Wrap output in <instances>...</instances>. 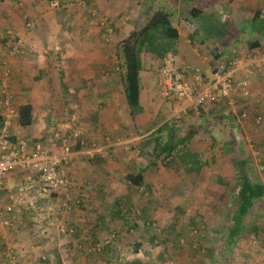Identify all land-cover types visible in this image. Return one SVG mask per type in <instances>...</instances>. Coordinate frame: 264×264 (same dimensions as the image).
<instances>
[{"label":"rangeland","instance_id":"374dc122","mask_svg":"<svg viewBox=\"0 0 264 264\" xmlns=\"http://www.w3.org/2000/svg\"><path fill=\"white\" fill-rule=\"evenodd\" d=\"M100 1L101 2H98L97 5H89L92 3L91 0H15L14 7V3H9V0H0V8L2 6L4 7V10H1L3 14H6V10L9 8L10 12H15L17 16L21 17L22 22L24 21L25 23L28 21H25L24 16L30 12L32 13L33 18L38 16L40 13L45 12L56 15L61 14L60 16L62 17V21H70L72 20L71 16L75 14H81L82 9H87V11H89L93 17H97V20L99 19L101 21L103 19H107V26L112 29L110 34L105 32V30L99 24L100 22H98V25H96L100 30H103L101 31L104 33V41L106 42V46H108L110 51L109 55L112 60V71L110 70L109 74L120 75V71H117L116 68H119V63H122V60L117 55L116 47L119 40L125 38L129 34L128 25H133L134 23V27H138L136 21H127L126 16L129 14L133 16L135 20V18L138 17L137 13L141 12L139 20L140 22H143V16L145 15L146 10L147 13L149 12L148 16H151L155 9H157L156 7L159 5L158 2L163 1V3H165V1L172 2L173 0H144L147 3L146 5H136L133 3L134 8H136V10L132 11L133 13L130 12L132 7H129L127 13H118L120 7H118L119 2H114L116 0ZM55 2L58 3V6L53 8L52 3ZM72 9L73 12H71ZM188 9L189 7H186L184 4L174 7V12L176 13L171 18L172 25L179 30L185 29V27H188L187 25L191 27L192 32L198 30L200 35H195L194 43L204 41V45L207 48H203V46L202 48H199L203 53L207 54V51L209 53L211 49L214 47H220V45L221 47L225 48L227 44L231 42L234 43L235 39L240 41L246 40V42H249L250 40H262L261 38L257 37V35H253V31L249 29L247 24H243L242 30L235 31L234 29H237L235 25H239L238 23L234 21H224V23H220L219 20L214 19L213 16L215 13L213 11L198 19H192L188 14ZM166 11L168 10L166 9ZM174 12H172V14ZM146 21L144 20L142 25H144ZM66 26L67 25H65L63 30H68V28L70 30V26L68 25V28ZM64 33L66 32L64 31ZM66 34L68 35V32ZM62 37V33L59 32V34L56 35L54 43ZM217 49L220 50V48ZM144 57L145 58L143 59L142 68H144V70H148L151 73L152 81H154L155 85L160 64L153 61L147 55H144ZM181 58H184V55ZM144 78L145 77L141 78V83H143ZM17 90L19 92L15 93L13 86H10L9 84V91H11L12 95L20 104L24 102L25 96H23L21 87L17 88ZM51 96H53L51 99L53 100L55 96L53 94H51ZM65 104L66 103H64L65 109L69 112V107ZM56 106L57 103L50 102L49 107H51L52 110H56ZM126 107L127 106H125V108ZM44 114L49 117L41 124L45 125L46 123V125L49 127V135H52L51 137L53 140L49 139V137L41 138V136L46 137L47 134L44 129H42L43 135L38 133L40 132L41 124L37 123H35L33 127L26 129L15 126L13 133L19 137H22V139L29 141V145H34L33 143L39 142L44 143L45 146L53 144V142H56L58 137V134H55L54 131L55 123L61 119V116L55 118V116H51L46 113ZM136 116H138V112L134 111L133 117H128L126 120L128 123L132 122V127H136L138 124ZM197 120L198 119L196 117L194 121ZM219 120L223 119H212L213 122H208V125L206 126L208 127V132L206 130V132L201 133V136L194 138L197 140V144L200 145V147H203V145L209 143V138L212 136L216 137L217 141H220V143L224 139L227 140L229 138L227 136L221 135L217 131V127H212L211 129L209 128L213 125H218ZM241 120L242 119L239 118L241 124H244V122ZM77 121L80 123L77 124ZM155 121V124L158 125L162 123L163 120L158 121L157 119ZM224 121L228 123L227 119H224ZM81 123L82 121L80 119H75L74 124H76V127H74V125H72V127L76 128V131H80L83 127ZM189 123L190 122L188 120H183V128L186 127V125H189ZM200 123L201 122H199V127L203 128L204 124L200 125ZM190 125L198 124L195 122L194 124ZM253 126L256 127L255 124H253ZM151 127L152 129L154 128L152 125ZM258 127L264 128L263 123L257 126V128ZM58 129L60 130V128ZM131 132L132 135L128 134L126 136L127 140L125 141L134 138V141L137 142V144L144 138V136H148L152 133H148V131H143L136 128H133ZM136 133L139 134V139L135 137ZM84 134L86 133H83V135ZM236 134L238 137V145H242L244 147L243 152L241 151L242 149L238 148L240 157H250L252 162H255L253 167L257 171V179L261 183L264 181V155H262L261 150H257L259 146H256L252 141V137L255 135L251 136L249 141V139H246L244 135L239 134L238 132H236ZM221 138H223V140ZM124 139L126 138L124 137ZM214 153H217V151L212 150L211 154H204V152L202 153L203 157L207 161V165L212 164L215 168H219L221 174L219 173L218 175H223L222 173H233L231 168H229L227 157L222 153H218V157H215ZM105 154V164L99 165L98 162H95L94 164H88L85 162L82 164L86 158H82L80 156L78 163H75L77 165V169L75 170L74 166H72L73 168L70 167L67 170L70 178L72 175L77 176V178L81 177L83 179V188L86 189L84 191L89 192L87 199L83 200L82 202L84 208H77L71 213H61L62 211L60 212L58 208L60 204L56 201L64 197L55 199V213L52 214V218L47 220V223L42 222L45 227L35 230L40 231V233H37L38 235L36 236H34L35 232L32 234L31 231H29L30 237L32 236L35 240L37 239L36 241H38V239H42L43 244H38L36 242L35 245L31 246V249L34 248V252H31L30 256H27V259L24 260L23 256L19 257L18 254L11 250L9 244L5 240L4 244H0V264H44V260H49L50 264H53L55 259V252H53L54 248H57V253L59 256H61L65 264L226 263L224 257H221L220 253L224 243L220 241L221 235L216 233L215 230L223 224L226 212L219 204L208 197L206 192L203 190V186L206 184L207 180L209 179V182H211L214 178V175H211L209 168L203 171L204 175H202V179L199 182H185L183 185H176L175 181H173L170 177H167V171L164 168V165H161L152 176L147 177L146 179H148V181L146 184L148 183L147 185L150 187L152 186L151 188L154 191V196L159 201V203L162 204V207H159L158 209L159 213L153 218L155 223L150 226L147 224H142V222L138 220V218H142L141 215L140 217H136L134 215V213L137 214L140 212V209L145 204L142 199L143 193H140L142 188H138L127 182L126 172L127 167L130 164L120 166L119 160V158H124L130 154L128 159L133 161L128 160L129 163H135L136 166V162L146 165L149 162V160L146 159V155L142 152L136 154V152H134L132 149L125 150L123 146H117L111 154L107 150ZM166 168L169 167L166 165ZM151 177L153 180L150 182ZM231 183L229 186H227L228 190L231 189ZM12 184H14L13 181ZM191 184L193 185V190L188 188L189 186L191 187ZM62 201L63 200L60 202ZM260 203L261 202L256 204L252 209V212H250L246 222L247 226L242 229L236 238L233 239V243L231 244V249L229 251V256L232 255V259L231 262H227V264H264V243L262 245L259 244V241L264 238V235H261V232L264 233V212L262 213L260 210ZM127 206L132 208L130 215L127 214ZM171 208H178L182 210V216L184 220H179V229L186 227L188 232L187 234L192 236V238H187L183 243L180 244H177V241L176 243L174 242V232L172 233V230L171 233H167L162 232L159 228L161 227L160 224L163 223L171 225L172 215L175 213L173 210H171ZM135 221H137L135 223L137 228L129 226ZM146 223H148V221H146ZM254 227L256 228L253 229ZM5 230L6 228L0 225V241L3 240L1 237L4 235ZM41 231L45 232L41 233ZM70 231L72 233H70ZM142 231L147 233V237L145 239L141 238ZM149 231H151V233H149ZM90 234L93 235V238L88 240L89 238H87V236ZM43 235H46V237H43ZM151 235L154 238H151ZM113 237L114 240H112ZM21 239H24V237L22 236ZM77 239H81L80 247L78 245H72L73 242L76 244ZM91 240L98 241L96 248L102 249V247L108 243L109 246H113L111 249L112 253L107 254V256H103V258L105 257L106 259L105 261L99 260V255L92 252V248L89 247ZM81 242H84L85 244L82 245ZM65 243H69L66 245L70 246L64 247L63 244ZM137 245L139 246L137 247ZM162 253H164V256L159 258Z\"/></svg>","mask_w":264,"mask_h":264},{"label":"crops","instance_id":"0c3cea01","mask_svg":"<svg viewBox=\"0 0 264 264\" xmlns=\"http://www.w3.org/2000/svg\"><path fill=\"white\" fill-rule=\"evenodd\" d=\"M143 1L144 0H116L114 2H119L118 7H120V10L118 13H127L129 7H132L130 12L133 13L132 11L136 10L133 3L136 5L146 3ZM177 1L178 4L183 3L184 5H188V0ZM91 2L92 3L89 5H97L98 2L101 1L91 0ZM9 3H14L15 7V0H9ZM167 3H169L167 4L168 6L171 4V2ZM2 9L4 10L3 6L0 8V79H3V81L5 80L8 86L9 84L13 86L15 93L19 92L17 88H22L25 100L20 104L29 103L32 105L34 112H36L38 116L35 123L41 124L49 117L44 113L55 116V118L61 116V119L55 123L54 131L56 134L57 127L60 129L74 128L76 127L74 120L80 119L83 125L82 129L85 130L86 133L88 132L85 135V138H88L86 140L87 142L84 141V147L86 149L91 150V152L94 151L95 154L97 151L100 153V151L108 149L111 146L119 145L120 143L117 144L112 141L114 137L123 130L120 122L122 121L121 117L123 114L127 113V107L125 108V96L118 82L121 75L109 74L110 70L112 71V60L109 55L110 51L108 46H106V42L104 41L103 30L101 29V31L97 26L100 20H97L96 16L93 17L87 9H82L81 14L71 16L72 20L70 21H62L61 14L56 15L45 13L44 11V13H40L33 18L30 12L24 16L25 21H28L25 23L24 21L22 22L21 17L17 16L15 12H10L9 8H7L6 14L1 12ZM71 12H73V9ZM216 12L219 14V17L221 16L223 21H234L238 23L239 25H235V27L237 30H241L243 29V24L250 21L256 12L260 14L261 21L264 23V0H225L220 4ZM137 14L138 17L135 18V20L133 16L129 14L126 17L127 21H136L137 26H140L139 19L141 12ZM65 25H69L70 30L67 26L68 30H63ZM134 28V23L133 25H128V33ZM185 29L179 30L177 28L179 33V42L177 43L179 55H181L180 57L184 55V58H182L184 61L200 67L206 79H210L208 64L201 57L202 54L199 48H197L195 44H189L192 29L190 26L189 28L185 27ZM64 31L66 33L68 32V35L64 33ZM59 32L62 33L63 37L54 43L56 35H58ZM261 32L262 35H264V25L262 29H257L256 35H259ZM249 42H252V40ZM257 42H260V44L256 48H249V44L246 40L234 42V44L228 45L225 48L220 45V52H223L221 55L234 57L258 56L264 53V38L261 41L257 40ZM208 56L211 58L210 65L212 66V56L210 54ZM140 77L145 78L143 83H141L140 103L142 112L137 117L138 124L136 127L139 129L147 128L149 125H154L153 122L155 120H163L162 123L156 125L150 131L153 132L165 122L171 121V104L163 103L160 100L157 90H155L151 73L148 70H144L143 68L140 72ZM236 78L245 79L248 82L246 95L238 100L239 110L247 109L252 114L256 113L262 116L261 123L264 125V69L262 71L253 69L250 72H239ZM51 94L55 96L53 100H51L53 97ZM50 102L57 103L55 107L56 110H52L51 107H49ZM64 103L69 107V112L66 111ZM20 104L14 97V107L20 106ZM196 117L197 116H183L182 119H189L190 123L194 124L197 122L198 125L199 122H201L200 125L204 124L203 128H206L207 132L208 127L206 126L208 122H213L212 119H223L218 121V125H213L209 128L217 127V131L221 135L227 136L230 139L233 138L236 146L238 145L236 132L244 135L249 141L250 137L255 135L252 137V141L256 146L260 143L264 144L263 127L257 128V125L254 127L253 124H255V122L252 117L247 120H241L244 122V124H241L239 116L230 115L228 108L223 105L217 108L208 106L205 112H202L200 117H197L198 120L194 121ZM89 118L90 121H88ZM224 119H227L228 123L224 121ZM91 120H95L96 122H92ZM79 123L80 122L77 121V124ZM93 123H95V125ZM71 125H74V127H71ZM42 129H44L47 136H41V138L49 137V127L46 123L45 125L41 124L40 132H38L41 135H43ZM138 135V133L135 135L137 139H139ZM221 139L223 140V138ZM209 140V143L200 147V145L197 144V140L194 139L192 140V146L200 155L203 152L204 154H211V151L215 150L217 151V153H214L215 157H218V153L221 154L220 144L227 140L224 139L220 143L214 136L210 137ZM128 141L134 142V138ZM238 146L239 149H244L242 145ZM85 148L81 150V154L78 156L87 155V150ZM94 154H89V157L93 158ZM202 160L206 161L205 158ZM85 162H87V159H85L82 164ZM87 163L90 164L89 162ZM73 166L76 170L77 165L75 164ZM71 178L74 179L76 183L83 184V179L81 177L77 178V176L72 175ZM146 178L147 177L144 178V181L147 182L148 179ZM151 180H153L152 177L150 178V182ZM261 183L264 185V181ZM86 192L85 195L87 196L89 192ZM77 193L78 190H71L72 196ZM259 202H261L260 210L263 213L264 199ZM259 202L257 204H259ZM41 213L42 210H39L37 217L39 216L38 214ZM28 215L32 216L33 214L31 212H26L21 219H15L13 225L10 228H6L4 235L1 237L3 240L0 241V244H4L6 240L11 250L18 254L19 257L23 256L24 260L27 259V256H30L31 252H34V248L31 249V246L35 245L36 242L38 244H43L42 239L36 241L37 239L35 240L32 236L30 237L29 230L31 229L32 234L35 232L34 236H36L40 231L35 230L45 227L42 225H35L34 223L33 225L30 224L32 228L27 226L28 221L25 219H29L27 217ZM43 232L45 231H41V233ZM261 235H264V233L261 232ZM22 236L24 239H21ZM43 237H46V235H43ZM80 241L81 239H77L76 244L73 242L72 245H78L80 247ZM81 243L82 245L85 244L84 242ZM263 243L264 238L259 241L260 245ZM66 244L69 243H65L63 246H70Z\"/></svg>","mask_w":264,"mask_h":264},{"label":"trees","instance_id":"16d2710c","mask_svg":"<svg viewBox=\"0 0 264 264\" xmlns=\"http://www.w3.org/2000/svg\"><path fill=\"white\" fill-rule=\"evenodd\" d=\"M225 0H188L187 3L189 5L188 14L190 18L192 19H198L211 11L215 13L213 16L215 20H219L220 23H224V21L221 20V17H219V14L216 12L218 10V7L220 4H222ZM159 5L156 7L154 13L151 16H148L149 12L147 13V10L145 11L144 20L146 23L142 25L144 22H140V26L137 28H134L125 39H121L118 42V45L116 47L117 55L122 60V63H119V71L121 76L118 79L119 84L121 85L122 92L125 96V102L127 106V113L123 114L121 126L123 127L122 132H120L116 137H114V140L112 142L117 143L119 145H114L109 147L107 150L111 154L112 151L116 149V147L123 146L125 150H133L138 153H144L146 155V159L149 160V162L146 165L135 163H129V161H133L131 159H128L130 154L127 155L124 158H119L120 160V166H125L126 164L129 165L127 167V175L126 180L130 184L142 188L140 193L142 194V199L144 201V206L140 209L141 211L137 214L134 213V215L137 217L141 215V219L138 218L139 221L142 222V224L147 225H153L155 221L153 218L155 215H157L159 207H162V204L159 203V201L154 196L153 189L146 184V181H144L145 177H148L150 175H153L154 172L157 171V169L164 165V168L166 169L167 177H170L173 181H175L176 185H183L185 182H199L202 179V175H204V170H207L209 168L211 175H214L213 181L209 182L208 179L206 184L203 186V190L206 192L207 196L210 197L213 201H215L217 204H219L223 210H225L226 215L224 222L221 226L216 228V233L220 234V241L223 242L222 248H221V257H224L226 264L227 262H231V257L229 256V251L231 249V244L234 238L247 226V218L252 212V209L255 207V205L264 199V185L260 183L257 179L258 174L257 171L253 167L252 159L249 157L243 158L240 157V152L238 153L239 146L235 144L234 139L228 138L227 141H223L221 146V153L227 157L229 168H231V171L233 173H222L223 175H218L220 173L219 168H215L212 164L207 165V161H203L204 158L203 155L199 154L198 151L195 150V148L192 146V140L194 138H197L201 136V133L206 132V128L202 129L199 127V125H190L192 123H189V125H186V127L183 128L182 122L185 119H181L178 121H174L171 119L170 122H165L163 125L158 127L155 131H153L150 135L144 136V138L137 144V142H129L125 141L127 140V135L132 134L133 128L139 129L137 127H132V122L128 123L126 122L127 118L133 117V112L137 111L138 115L142 112L140 98H141V78H140V72L143 69V59L145 58L144 55L149 56L153 61L156 63H159V70L162 66V61L165 58V56L169 53H171L173 56L180 57L178 50H177V43L179 42V33L176 27L172 25L171 18L174 16L176 12H174V7L178 4L177 0H173L171 4L168 6L167 1L163 3V1L158 2ZM147 3H144L146 5ZM186 5V7H188ZM168 6V7H167ZM170 7V8H169ZM173 8V9H172ZM166 9L168 11H166ZM172 12H174L172 14ZM260 18V14L256 12L254 14V17L248 21L245 22L247 26H249V29L253 31V35L257 34V29H262V26L264 23H262ZM189 27V25H187ZM237 31V29H234ZM242 30V29H241ZM195 35H200L198 30H195L191 33V38H189V44L194 45L197 48H207L204 45V41H201L199 43H194V37ZM257 37L263 39L264 35H262V32L257 35ZM240 40H236L235 42H239ZM234 43H229L228 45H232ZM249 48H256L260 44V42L252 41L248 42ZM220 47H214L211 49L207 54L212 56V63L216 61L222 60L223 56L221 55L223 52H220L221 49H217ZM232 53V52H231ZM214 55V56H213ZM215 58V59H214ZM158 70V74H159ZM7 74V73H6ZM3 79H0V90H1V83ZM155 89L158 90L159 95V80L158 77L155 82ZM11 92V91H10ZM12 94V93H11ZM13 96V95H12ZM160 98V97H159ZM14 100V96H13ZM161 100V98H160ZM162 101V100H161ZM163 103L169 104L167 102L162 101ZM70 104V103H68ZM214 108H217L220 105H208ZM204 108L199 112L198 115L189 114L187 116H199L201 113L205 112L207 107ZM15 110L17 112V119L14 121V125L18 128H30L33 126V124L36 122L38 116L37 113L34 112L33 107L31 104H20V106H15ZM138 116H136V119ZM88 119V118H87ZM228 119V116H227ZM189 121V119H186ZM207 120V119H206ZM90 121V118L89 120ZM92 122H96L95 120H91ZM2 122V118L0 117V124ZM156 121L153 122L155 127ZM95 125V123H93ZM128 126V127H126ZM135 126V125H133ZM72 127V125H71ZM97 128V127H96ZM143 131L150 132L152 130V127L149 125L147 128L141 129ZM56 131L58 134V137L56 139V142H53V144H49L48 146L44 145V143H33L34 145H29L30 148H33L35 145L39 144L42 147H45L48 150H51L54 153L60 152L61 148L66 145L70 152L74 155H76L71 161L63 162V166L68 170L70 167H72L75 163H78V159L81 154V150H84V143L87 142L86 140L88 138H85V135L87 134L85 130L81 129L80 131H76V128H70V129H58L56 128ZM94 132V130H93ZM83 133H86L83 135ZM146 133V132H145ZM143 134V133H142ZM181 134V135H180ZM52 135H49V139L53 140ZM124 137L126 139H124ZM116 138V139H115ZM121 138V139H118ZM85 141V142H84ZM29 144V141H27ZM111 142V143H112ZM31 143V142H30ZM257 148V150H261L262 155H264V144L260 143ZM80 147V148H79ZM79 148V149H78ZM122 148V147H121ZM86 149V148H85ZM87 150V155L81 156L82 158H86L87 162L90 164H94L95 162H98L99 165L105 164L106 159L104 158L106 156L104 150L103 152L100 151V153H95L94 151L91 152V150ZM243 152V149L241 150ZM51 152V153H52ZM103 153V154H102ZM89 154H94L93 158L89 157ZM262 157V156H260ZM118 160V159H117ZM129 160V161H128ZM260 162V161H259ZM133 164V165H132ZM139 164V165H138ZM166 165L169 168H166ZM132 166V167H130ZM136 170V173H135ZM221 174V173H220ZM209 177V173H208ZM232 182V183H231ZM231 183V189L228 190L227 186H229ZM75 182L74 179L71 178V187L69 188V191L66 193L67 196L71 198H78L81 200L80 205H78L77 208H84L83 207V200H86L88 195L86 196L83 188V184H79ZM77 185V186H76ZM76 186V187H72ZM186 186V185H185ZM187 187V186H186ZM78 190L77 194H74V196L71 195L72 189ZM189 189L193 190V185L191 184V187H188ZM230 191V192H229ZM59 197H57L58 199ZM56 199V196L54 197V200ZM77 208H73L72 211H74ZM127 214L130 215L132 208L130 206H127ZM181 208V207H180ZM39 210H42L41 214L37 213ZM174 215H172L171 225H168L167 223L160 224L161 227L160 230L162 232L167 233H173V237L178 242L177 244L183 243L187 238H192V236H189L187 233V228L183 227L179 229V220H184L182 216V210L176 208L172 209ZM71 211V212H72ZM31 212L33 215H28V220L25 219L27 222V226L30 228L33 225H43V223H47V220L51 217H47V211H46V205L43 204L38 208V210L34 211H27ZM61 212V211H60ZM70 212V213H71ZM26 213V212H25ZM25 213L20 217H12L9 221L11 223V226L15 222V219H21ZM63 213V212H61ZM36 215V217H35ZM126 216V215H125ZM35 217V218H33ZM124 217V215H123ZM32 220H31V219ZM147 218V219H146ZM148 221V223H146ZM137 221L134 223L132 222V227L137 228V225H135ZM0 225H2L5 228H10L11 226H6L3 224V222L0 221ZM44 226V225H43ZM193 226V224H192ZM190 226V227H192ZM44 228V227H43ZM54 228V227H53ZM254 227L253 229H255ZM133 229V228H132ZM31 231V229L29 230ZM226 231V232H225ZM32 233V231H31ZM70 233H72L70 231ZM151 233V231H149ZM117 234V233H116ZM147 237V233L142 231L141 232V238L145 239ZM89 238L88 240L93 238V235L87 236ZM151 238H154L151 235ZM111 240V239H110ZM114 240V237L113 239ZM153 240V239H151ZM111 242V241H109ZM98 241L91 240V243H89V247L92 248V252L99 255V260H106L105 257L107 254L112 253L113 246H109V243L107 245H104L101 248H96ZM165 245V244H164ZM139 245H137L138 247ZM165 248V246H164ZM200 248V247H199ZM57 248L53 249V252H55V259L53 264H65L61 256L57 253ZM166 249V248H165ZM164 256V253L161 254V257ZM93 258V256H92ZM43 263V262H42ZM44 264H50L49 260H44ZM71 264H78V263H71ZM81 264V263H80Z\"/></svg>","mask_w":264,"mask_h":264},{"label":"built area","instance_id":"2783aa9c","mask_svg":"<svg viewBox=\"0 0 264 264\" xmlns=\"http://www.w3.org/2000/svg\"><path fill=\"white\" fill-rule=\"evenodd\" d=\"M58 3H52L56 8ZM107 33L112 29L107 20L100 21ZM200 50V49H199ZM203 60L208 64L210 79H206L200 67L191 65L181 57L167 54L159 70V97L171 104L174 121L189 114L198 115L208 105H220L228 108L233 116L242 120L253 118L259 126L262 116L249 110H239L238 100L247 93L248 82L237 79L239 72L264 69V53L258 56H223L222 60L210 65L211 58L206 53ZM4 80L0 90V221L11 226L12 217H20L27 211H36L43 203L47 217L55 213L54 197H64L56 201L59 211L70 213L80 205L81 200L67 196L71 187V178L63 162L71 161L76 155L64 145L60 152L37 144L29 147L27 140L13 133L17 112L13 105V96ZM52 152V153H51ZM12 181L14 184H12ZM58 198V199H59ZM63 200L62 202H60ZM13 259V258H12Z\"/></svg>","mask_w":264,"mask_h":264},{"label":"clouds","instance_id":"9594fccd","mask_svg":"<svg viewBox=\"0 0 264 264\" xmlns=\"http://www.w3.org/2000/svg\"><path fill=\"white\" fill-rule=\"evenodd\" d=\"M107 20V19H106ZM103 29L105 30V32H106V29H105V27H103ZM107 33V32H106ZM108 34V33H107ZM110 34V33H109ZM116 70L117 71H119V68H116Z\"/></svg>","mask_w":264,"mask_h":264}]
</instances>
